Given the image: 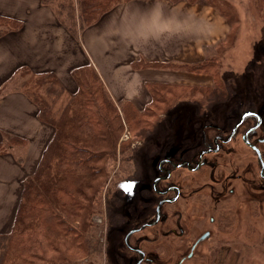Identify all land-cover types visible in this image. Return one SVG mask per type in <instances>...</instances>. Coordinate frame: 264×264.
Wrapping results in <instances>:
<instances>
[{"label": "rangeland", "instance_id": "obj_1", "mask_svg": "<svg viewBox=\"0 0 264 264\" xmlns=\"http://www.w3.org/2000/svg\"><path fill=\"white\" fill-rule=\"evenodd\" d=\"M70 1L49 2L57 15L56 5L64 3L65 12L61 9L58 20L66 21L67 5H71L75 15L78 6ZM205 2L198 1L201 4ZM210 2L231 11V18L236 17L225 51L222 46L216 48H223L218 82L198 91L185 90L189 98L175 100L169 108L162 103H152L151 99L143 108L133 104L142 114L130 123L124 121L121 113L123 129L116 136V150L112 152L106 145L102 146L105 159L94 164L101 172L99 178L96 177L97 183L104 185L94 202L95 210L84 223L85 212L77 213V218L68 219V223L79 232L78 237L73 233L63 238L52 236L53 247L48 240H41L43 246L35 249L36 256L50 259L43 264H134L136 256L130 255L124 248V237L132 227L154 215L156 201L152 200L150 186L158 174V161L164 156H180L187 146L195 150L201 148L204 135L212 137L215 130L228 132L248 111L259 112L264 118V0ZM6 28L7 23L0 21V30ZM161 66L166 67H157ZM21 75L22 84L31 76L26 73ZM75 84L72 85L75 88L73 92H66L63 87L64 93L57 98V110H61L76 93L78 84ZM112 100L118 109L126 102L132 104L130 101ZM123 144L125 150L122 152ZM253 169L245 163L228 165L222 162L215 170L216 176L224 180L232 172L234 176L229 184L240 196V203L237 207L232 201V206L227 203L226 207L231 210H226L225 215H229L225 216L220 227L212 228L214 234L211 239L201 243L191 260L181 262L183 252L190 249V243L186 245L187 240L143 243L141 247L147 256L155 258L156 264H221L222 247L227 245L232 250L225 264H234L230 259L237 251L240 257L235 264H264V179L259 176V166ZM237 173L241 174V179L237 178ZM129 184L132 185L130 192L126 190ZM194 217L196 219V215ZM153 232L147 227L140 235L152 238ZM81 246L86 255L81 253ZM5 254L0 248V258ZM31 256L32 253L26 257L31 259Z\"/></svg>", "mask_w": 264, "mask_h": 264}, {"label": "crops", "instance_id": "obj_2", "mask_svg": "<svg viewBox=\"0 0 264 264\" xmlns=\"http://www.w3.org/2000/svg\"><path fill=\"white\" fill-rule=\"evenodd\" d=\"M72 2L77 5V0ZM136 3L147 6L150 0ZM164 3L173 17L182 20L185 34L145 53L108 34L109 26L120 23L122 11L135 7L133 0L114 6L94 24L83 29L78 26V32L73 33L59 22L52 4L41 0H0V16L22 23L20 28L0 36V235L12 231L24 179L33 173L54 135V128L39 119L38 107L23 90L22 70L31 76L54 74L66 92H73V72L91 65L112 99L130 101L139 108L147 106L151 99V83L200 88L214 84L210 74L171 65L134 68L133 64L139 61L177 65L203 62L215 55L217 46L231 31L227 18L207 2ZM78 14L76 7V18ZM231 250V246L222 247L221 264L228 260ZM239 257L237 251L230 261L235 264Z\"/></svg>", "mask_w": 264, "mask_h": 264}, {"label": "trees", "instance_id": "obj_3", "mask_svg": "<svg viewBox=\"0 0 264 264\" xmlns=\"http://www.w3.org/2000/svg\"><path fill=\"white\" fill-rule=\"evenodd\" d=\"M41 1L47 5L53 0ZM66 1L71 3L70 0ZM125 1L127 0H77L78 17L74 15L71 5H67L66 9L69 12L65 16L66 21L60 22L73 33L78 26L83 29L94 24L111 8ZM189 1L198 3L200 0ZM204 1L227 16L232 31L236 17H230L231 11L210 2L212 0ZM63 4L56 5L58 15H61V9L62 12L65 10ZM0 21L7 23V28L0 30V36L8 30L21 27V23L16 20H7L0 16ZM230 33L226 40L217 46V48L222 46L224 50L217 49L214 56L203 62L177 65L139 61L133 66L134 68L174 66L188 72L210 74L214 82H218L217 75L222 66L221 53L230 43ZM21 72L30 75L25 69ZM73 77L78 84L77 91L61 110L56 109V103L57 98L64 93V88L54 74L28 76L22 84L26 95L38 107L39 119L54 128V135L33 173L24 179L12 231L7 235H0L1 251L6 252L0 258V264H43L50 259L36 256L35 249L43 246L41 240L52 243V236L63 238L71 233L79 236V232L68 223V219L77 218L79 217L77 213L85 212L87 216L84 217V223L95 210L94 202L104 186L97 183L101 172L94 166L95 162L100 163L105 159L102 146L106 145L105 147L112 149V152L116 150L119 136L117 134L123 129L121 113L124 115V121L129 123L142 114L141 110L129 102L118 109L93 66L86 65L76 69ZM188 89L198 91L203 88L165 83L148 84L152 103H162L168 108L175 100L184 101L189 98L184 92ZM123 145L122 152L125 150V144ZM86 230L87 228L85 232ZM130 244L136 246L133 239L130 240ZM79 248L81 253H86L83 246ZM124 248L130 255H135ZM31 253L33 254L31 259L26 257Z\"/></svg>", "mask_w": 264, "mask_h": 264}, {"label": "flooded vegetation", "instance_id": "obj_4", "mask_svg": "<svg viewBox=\"0 0 264 264\" xmlns=\"http://www.w3.org/2000/svg\"><path fill=\"white\" fill-rule=\"evenodd\" d=\"M253 112L255 113L245 116L238 125L242 114L226 133L215 130L212 137L204 135V145L201 148L195 150L187 146L180 156H164L158 161V174L150 186L152 200L156 201L154 215L132 227L124 237L125 244V238L130 231L154 223L134 232L129 238V244L133 239L136 245L130 244L131 247L145 253L141 264H156L155 258L147 256L141 244L159 240H187L186 245L190 243V249L183 252L181 262L191 260L201 243L211 239L214 234L212 228L220 227L225 216L229 215H225L226 210H231L226 207L227 203L231 206L234 204L235 207L239 205L240 196L236 195V190L229 184L234 176L232 172L225 180L216 176L215 170L222 162L228 165L245 163L251 169L254 165L253 170L259 166V176L264 179V118L261 113ZM236 176L241 179V174L237 173ZM159 204L160 217L157 219L156 210ZM147 227L152 228L154 237L140 235ZM135 235L139 237L134 238ZM125 247L131 251L126 244ZM131 252L135 254L134 264H137L141 255Z\"/></svg>", "mask_w": 264, "mask_h": 264}, {"label": "clouds", "instance_id": "obj_5", "mask_svg": "<svg viewBox=\"0 0 264 264\" xmlns=\"http://www.w3.org/2000/svg\"><path fill=\"white\" fill-rule=\"evenodd\" d=\"M133 2L134 8L122 11L120 23L108 27L111 37L147 53L156 45L163 46L185 34L184 23L171 15L164 0H150L147 6L136 3V0Z\"/></svg>", "mask_w": 264, "mask_h": 264}, {"label": "water", "instance_id": "obj_6", "mask_svg": "<svg viewBox=\"0 0 264 264\" xmlns=\"http://www.w3.org/2000/svg\"><path fill=\"white\" fill-rule=\"evenodd\" d=\"M255 112H251V111H248V112H246V113H244L243 114V116H242V119L240 120V122L238 123V125L241 123V121L245 118V116H247V115H249V114H254ZM259 119H260V116H259ZM261 120V119H260ZM237 125V126H238ZM237 126L233 129V131H232V133H234V131L236 130V128H237ZM229 140V139H228ZM246 143H248L247 142V140H246ZM160 207H161V204H159L158 206H157V219H159V217H160ZM152 224H154V223H148V224H145V225H143L141 228H139V229H136V230H132V231H130L128 234H127V236H126V238H125V244H126V246L131 250V251H134V252H138L140 255H141V259L137 262V264H141V262H142V260H143V258H144V256H145V253L142 251V250H140V249H136V248H133V247H131L130 246V244H129V238H130V236L134 233V232H137V231H139V230H141V229H143L144 227H146V226H150V225H152Z\"/></svg>", "mask_w": 264, "mask_h": 264}, {"label": "snow or ice", "instance_id": "obj_7", "mask_svg": "<svg viewBox=\"0 0 264 264\" xmlns=\"http://www.w3.org/2000/svg\"><path fill=\"white\" fill-rule=\"evenodd\" d=\"M131 189H132V185H131V184H129V185H127V186H126V190H127V191H129V192H130V191H131Z\"/></svg>", "mask_w": 264, "mask_h": 264}]
</instances>
